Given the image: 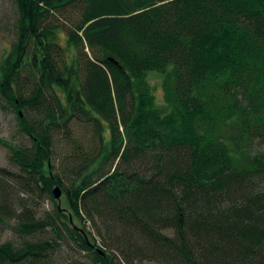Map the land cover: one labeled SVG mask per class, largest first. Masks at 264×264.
Segmentation results:
<instances>
[{
  "label": "trees",
  "instance_id": "1",
  "mask_svg": "<svg viewBox=\"0 0 264 264\" xmlns=\"http://www.w3.org/2000/svg\"><path fill=\"white\" fill-rule=\"evenodd\" d=\"M12 1L0 101L31 144L0 145L54 210L18 214L0 264H49L46 226L93 264H264V0ZM77 117L97 142L64 184L54 132Z\"/></svg>",
  "mask_w": 264,
  "mask_h": 264
},
{
  "label": "rangeland",
  "instance_id": "2",
  "mask_svg": "<svg viewBox=\"0 0 264 264\" xmlns=\"http://www.w3.org/2000/svg\"><path fill=\"white\" fill-rule=\"evenodd\" d=\"M15 17L14 2L12 0H0V59L10 49L14 39L13 23ZM60 19L62 20V15ZM61 35L64 38V33ZM149 81L154 89L157 102L162 103L163 93L160 75L151 73ZM25 114L32 116L34 113L32 110H28L25 111ZM54 134L52 162L55 165V171L59 172L64 184H67L72 175L70 172L71 160L73 161L75 156H80L85 151L95 147L97 132L93 124L77 117L72 119L65 130L55 131ZM0 136L14 144L27 146L31 144L29 137L19 128L17 114L4 101H0ZM255 150H264V139L257 141ZM67 158L70 159V163L66 167ZM20 174L18 167L10 161L9 149L0 145V183L4 189H2V193L8 208L4 223H0V242L8 240L20 242L23 239L13 230L18 214L27 212L29 209L31 215L45 219L54 210V204L49 197L47 195H33L34 193L26 186V178ZM61 198L57 200L59 205H62ZM85 224L86 228L92 231L99 241V237L91 225L87 222ZM29 239L33 241L48 240L52 244L49 264H93L91 254L82 249L70 234L64 231L60 237L52 230L51 226H46L44 229L33 233Z\"/></svg>",
  "mask_w": 264,
  "mask_h": 264
},
{
  "label": "water",
  "instance_id": "3",
  "mask_svg": "<svg viewBox=\"0 0 264 264\" xmlns=\"http://www.w3.org/2000/svg\"><path fill=\"white\" fill-rule=\"evenodd\" d=\"M53 194L55 199L60 200L61 195H62V190L59 186H55V188L53 189Z\"/></svg>",
  "mask_w": 264,
  "mask_h": 264
}]
</instances>
